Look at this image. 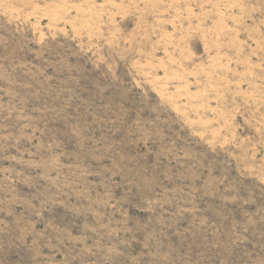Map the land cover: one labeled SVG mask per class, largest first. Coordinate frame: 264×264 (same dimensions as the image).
I'll return each mask as SVG.
<instances>
[{"label": "rangeland", "instance_id": "rangeland-1", "mask_svg": "<svg viewBox=\"0 0 264 264\" xmlns=\"http://www.w3.org/2000/svg\"><path fill=\"white\" fill-rule=\"evenodd\" d=\"M0 264H264V0H0Z\"/></svg>", "mask_w": 264, "mask_h": 264}]
</instances>
